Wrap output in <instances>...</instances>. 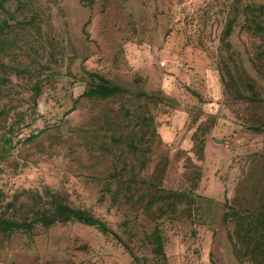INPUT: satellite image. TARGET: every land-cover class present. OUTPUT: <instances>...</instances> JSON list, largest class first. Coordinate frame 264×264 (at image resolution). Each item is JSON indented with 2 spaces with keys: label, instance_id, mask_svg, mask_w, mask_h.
<instances>
[{
  "label": "rangeland",
  "instance_id": "obj_1",
  "mask_svg": "<svg viewBox=\"0 0 264 264\" xmlns=\"http://www.w3.org/2000/svg\"><path fill=\"white\" fill-rule=\"evenodd\" d=\"M246 4L264 0H0L11 69L0 71V146H14L0 154V217L34 219L57 193L105 221L140 264H252L223 220L231 208L264 211V44L244 25ZM87 72L127 92L71 111ZM171 192L189 202L147 208ZM157 224L166 260L149 239ZM0 264L137 263L114 235L71 222L0 232Z\"/></svg>",
  "mask_w": 264,
  "mask_h": 264
},
{
  "label": "trees",
  "instance_id": "obj_2",
  "mask_svg": "<svg viewBox=\"0 0 264 264\" xmlns=\"http://www.w3.org/2000/svg\"><path fill=\"white\" fill-rule=\"evenodd\" d=\"M246 15L245 26L248 30L258 34L263 39L264 44V4H246L243 8ZM235 25L234 19L229 22L227 29V36H231L233 27ZM87 24L84 29H86ZM11 70L4 63L0 61V71ZM18 72V71H17ZM89 82L85 91L74 101V105L71 111L75 110L76 104H78L83 98L89 100H108L110 98L123 95L127 92V89L123 86L115 84L111 80L99 73L87 72ZM41 93L40 86H35V95L38 97ZM141 96L148 98H154L155 96L147 93H140ZM257 100V97L251 98ZM253 131H260L259 128H251ZM36 136H33L35 138ZM196 147L199 149L200 154L205 152L206 140L204 136H199L198 133L194 135ZM13 139L5 138L4 142L0 146L1 152L10 153L13 151ZM133 183H142L150 187V183L145 180L134 179ZM50 207L45 210L34 211V219H12L4 216L0 217V232L5 234H12L16 232L31 233L37 225H41L43 228H50L58 223H80L83 225L91 226L98 229L105 235H114V237L125 247L130 253L135 263L140 264V258L136 256L134 249L125 242L121 236H119L105 221L96 217L90 211L82 208H76L68 203V201L57 193L49 194ZM42 197V196H40ZM189 195L180 192H171L164 194H157L152 196L147 202V208L151 209L159 202L165 203V208H161L162 213H176L178 207L184 203L189 202ZM42 200V199H41ZM192 202V201H191ZM190 202V205H191ZM38 204V203H37ZM192 206V205H191ZM8 207H14V202L10 203ZM225 222H234V231L230 233V241L233 244L234 253L237 258L242 262L248 259L252 264H264V211L259 212L255 216H245L240 211L230 209L225 212L223 216ZM150 242L153 245V252L162 260L167 259L166 255V240L163 235V228L157 224L151 233Z\"/></svg>",
  "mask_w": 264,
  "mask_h": 264
},
{
  "label": "built area",
  "instance_id": "obj_3",
  "mask_svg": "<svg viewBox=\"0 0 264 264\" xmlns=\"http://www.w3.org/2000/svg\"><path fill=\"white\" fill-rule=\"evenodd\" d=\"M163 64H165V62H163Z\"/></svg>",
  "mask_w": 264,
  "mask_h": 264
}]
</instances>
